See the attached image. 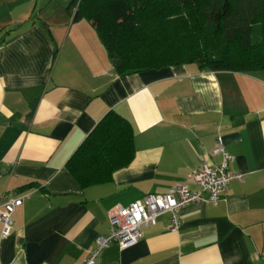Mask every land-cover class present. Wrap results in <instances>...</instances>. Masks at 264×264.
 Here are the masks:
<instances>
[{"label": "crops", "instance_id": "0c3cea01", "mask_svg": "<svg viewBox=\"0 0 264 264\" xmlns=\"http://www.w3.org/2000/svg\"><path fill=\"white\" fill-rule=\"evenodd\" d=\"M70 1L0 0V202L22 198L0 234V264H80L113 207L219 163L217 135L243 179L216 204L185 206L178 230L162 214L96 264H264V71L190 63L118 74ZM111 110L132 126V160L82 187L67 162Z\"/></svg>", "mask_w": 264, "mask_h": 264}, {"label": "trees", "instance_id": "16d2710c", "mask_svg": "<svg viewBox=\"0 0 264 264\" xmlns=\"http://www.w3.org/2000/svg\"><path fill=\"white\" fill-rule=\"evenodd\" d=\"M73 20L96 29L118 74L195 63L264 71V0H71ZM133 129L111 110L67 162L82 187L107 182L134 153Z\"/></svg>", "mask_w": 264, "mask_h": 264}, {"label": "built area", "instance_id": "2783aa9c", "mask_svg": "<svg viewBox=\"0 0 264 264\" xmlns=\"http://www.w3.org/2000/svg\"><path fill=\"white\" fill-rule=\"evenodd\" d=\"M213 156H220L216 164L205 161L196 170L188 174L183 182L172 186L164 194L148 193L128 206L116 205L108 215L109 232L96 239L93 248L80 264H96L102 251L112 243L120 250L135 245L144 230L156 223L162 214L169 215V229L178 230L181 225V210L190 204H216L223 199L231 181L242 180L243 175L229 169L231 156L227 152L220 135L215 137L211 151ZM22 204V198L0 202L1 237L10 234L11 215Z\"/></svg>", "mask_w": 264, "mask_h": 264}]
</instances>
